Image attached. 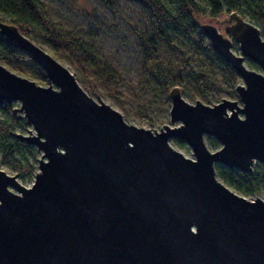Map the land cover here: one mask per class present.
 Listing matches in <instances>:
<instances>
[{"label":"water","instance_id":"95a60500","mask_svg":"<svg viewBox=\"0 0 264 264\" xmlns=\"http://www.w3.org/2000/svg\"><path fill=\"white\" fill-rule=\"evenodd\" d=\"M219 16L198 27L242 79L234 85L241 103L189 102L175 84L169 123L159 129L95 100L66 66L0 19L3 40L47 80L0 62V104L17 101L12 112L29 126L11 134L40 152L29 185L0 169V264H264V197L236 192L215 169L264 165V35L236 10ZM204 135L220 147L210 150ZM174 137L192 156L169 143Z\"/></svg>","mask_w":264,"mask_h":264},{"label":"rangeland","instance_id":"374dc122","mask_svg":"<svg viewBox=\"0 0 264 264\" xmlns=\"http://www.w3.org/2000/svg\"><path fill=\"white\" fill-rule=\"evenodd\" d=\"M40 1L45 4V14L50 20L57 23L61 30L73 31L78 38L92 43L95 47L97 56L104 58L113 66L123 78L124 82L115 83L111 81L109 85L106 86L97 79V75L87 64H76L73 59L69 58L66 54L57 55L46 40L40 36H34L30 33H24L25 35L66 66L74 74L76 80L84 89L85 83L92 84L97 92L95 93L85 89L86 92L95 100H102L119 110L124 120L127 122L156 129H159L160 125L163 123H169L170 99L168 95L162 93L161 86L157 84V82L155 83V80L147 84L140 78L139 50L134 44V39L136 37L133 29V25L138 27L141 25L139 21L141 8L138 5L132 3L127 5L124 4L122 12L113 15L108 8L104 7L97 0ZM200 6L204 7V4L201 2ZM241 14L244 18L258 26L261 36L264 35L263 23L251 18L247 13L241 12ZM0 17L5 20L8 19L1 15ZM213 20L214 18L212 21ZM171 36L173 42L177 44L179 48H166L162 52V56L166 61L170 62L172 65H176L180 62L182 51H187L189 53V71L181 74V80L178 83L181 89V95L185 100L193 102L194 99H199L203 103L211 105L224 97L236 99L239 104L241 103L237 93L234 91V85L237 82H243L239 75L235 73L236 81L234 83L229 82L218 63L210 54L207 46L188 38L186 34L179 38L174 35ZM232 50L236 54H241L239 45L236 41H233ZM243 61L247 67L261 71L259 65L246 56H244ZM0 62L6 65L1 59ZM7 67L17 74L33 79L36 83L42 85L47 84L46 77L44 80H40L9 66ZM207 72L214 75L217 81L216 85H212L208 81H205L203 84L198 82V76ZM113 91H117L120 97L115 96ZM9 105H18V102L12 101ZM13 118L11 113L5 112L4 109L0 108V120H5L7 124L12 125V130L26 133L29 126L25 123L24 118L18 117L17 123H13ZM22 124H25L26 127H22ZM203 139L210 150H215L220 147V142L214 136L204 135ZM169 143L185 155L192 156L190 147L183 140L181 142L182 144H180L176 142V138L174 137L169 139ZM14 145L15 150L13 151L12 157L16 159L15 165L5 160L0 150V169L8 174H15L16 179L20 183L29 185L33 181L34 172L37 169L36 158L39 156L40 152L34 145L27 144L23 141H18V143ZM29 147H31V149H29ZM28 165H32L34 168L25 170ZM217 165L218 164H216L215 167ZM250 173L261 175L264 173V165L259 161H255ZM217 177L230 186V188L248 198L254 196L264 197V185L259 186V189L254 192L244 193L229 185L218 175ZM10 188L13 190L12 187Z\"/></svg>","mask_w":264,"mask_h":264},{"label":"trees","instance_id":"16d2710c","mask_svg":"<svg viewBox=\"0 0 264 264\" xmlns=\"http://www.w3.org/2000/svg\"><path fill=\"white\" fill-rule=\"evenodd\" d=\"M115 15L121 13L124 4H135L141 8L140 26L133 25L134 44L139 50V73L143 82H154L161 86L164 95L168 89L178 84L181 74L189 71L187 51H182L180 62L172 65L162 56L166 48H179L173 42L172 36L182 37L184 34L207 46L210 54L218 63L223 74L234 83L236 74L229 64L222 61L213 51L209 40L203 36L198 23L203 19H213L230 10L247 13L251 18L264 24V0H97ZM204 7L200 6V3ZM207 10V11H206ZM0 15L8 19L2 20L14 23L25 34L40 36L46 40L52 50L57 54H66L76 64H87L97 75V79L106 86L109 82H124L123 78L104 58L98 57L92 43L78 38L73 31L61 30L57 23L50 20L45 14V4L40 0H0ZM180 50V49H179ZM0 59L17 71L40 80L45 79L43 69L33 61L24 51L8 45L0 35ZM208 81L216 85L213 74L207 72L198 76V82ZM88 91L97 92L90 83L84 84ZM114 90V89H113ZM115 96L120 97L117 91ZM0 108L13 115V123H17L19 115H14L12 106L1 103ZM22 127H26L22 124ZM12 125L0 120V150L3 158L15 165L16 159L12 157L18 140L12 134ZM182 144V140L176 138ZM31 149V147H29ZM28 165L25 170L33 169ZM217 175L229 185L244 193H251L264 185V173L242 172L236 168H228L218 164Z\"/></svg>","mask_w":264,"mask_h":264}]
</instances>
